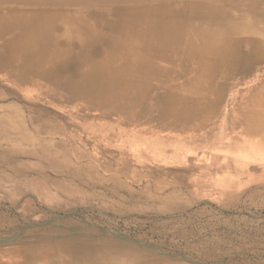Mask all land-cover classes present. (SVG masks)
<instances>
[{"label": "bare ground", "instance_id": "6f19581e", "mask_svg": "<svg viewBox=\"0 0 264 264\" xmlns=\"http://www.w3.org/2000/svg\"><path fill=\"white\" fill-rule=\"evenodd\" d=\"M189 187L264 207V0H0V264H247L103 225Z\"/></svg>", "mask_w": 264, "mask_h": 264}, {"label": "rangeland", "instance_id": "374dc122", "mask_svg": "<svg viewBox=\"0 0 264 264\" xmlns=\"http://www.w3.org/2000/svg\"><path fill=\"white\" fill-rule=\"evenodd\" d=\"M232 88L238 89L239 86L234 84ZM237 89L231 92L234 93ZM195 148V150L187 148V155L182 161V166L194 171L193 173L198 172L196 170L199 169V160L202 153L207 150L204 148V141L199 142ZM183 195L191 206L183 211L184 213L174 217L161 216L157 219L142 215L126 218L108 215L103 225L105 224V229L123 240L159 248L171 254L178 252L183 256H190L194 253L193 256H196L195 251L191 252L187 248L189 244L194 243L203 247V253H207L208 247H218L223 253H229L232 248L239 249L226 255L224 257L226 262L264 264V207L257 205L261 198L255 197L250 204L247 201V194L240 199L238 197L237 202L229 203L226 201L230 200L228 197L218 200L215 193L208 194L205 190H198L195 193L191 187L184 189ZM6 212L10 213L8 210ZM241 238L246 243L240 248Z\"/></svg>", "mask_w": 264, "mask_h": 264}]
</instances>
